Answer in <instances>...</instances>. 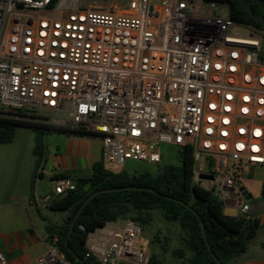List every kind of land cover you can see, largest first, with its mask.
Instances as JSON below:
<instances>
[{
	"label": "built area",
	"instance_id": "1",
	"mask_svg": "<svg viewBox=\"0 0 264 264\" xmlns=\"http://www.w3.org/2000/svg\"><path fill=\"white\" fill-rule=\"evenodd\" d=\"M112 3L0 0V115L97 135L110 165L161 164L160 144L190 146L193 180L240 209V181L264 169L259 32L215 2ZM51 183L57 197L74 188L67 176ZM140 232L131 219L107 222L87 233L86 256L145 264ZM38 263L69 264L53 245Z\"/></svg>",
	"mask_w": 264,
	"mask_h": 264
},
{
	"label": "trees",
	"instance_id": "2",
	"mask_svg": "<svg viewBox=\"0 0 264 264\" xmlns=\"http://www.w3.org/2000/svg\"><path fill=\"white\" fill-rule=\"evenodd\" d=\"M204 1L224 4L228 16L233 21L264 33V0H251L248 4H243L240 0ZM262 46L260 58H264V44ZM18 126L27 127L33 132L31 153L35 157V168L43 156L46 133L93 135L53 125L39 117L18 111L11 115H0V143L10 141ZM179 155V164H157L153 174L148 171L129 174L123 169L114 172L103 166L102 159L94 162L87 177L73 179L74 188L49 203L51 210L67 212L66 218L59 225L46 224V231L56 236L52 243L53 247L63 254L69 264H82L75 260L72 252L82 259L83 264H96L91 256H86L85 240L88 232L119 219H131L139 225L147 223L151 219L149 210L159 209L164 218L177 222L184 232L181 238L183 248L174 251L179 257L184 251L189 253L183 264H216L213 255L222 264H229L233 258L246 250L248 242L259 226L258 216L239 213L231 217L222 214V202L212 190L202 187L193 180L194 160L191 147H181ZM119 186L150 187L158 193L129 188L95 194L79 212L65 243L68 224L81 202L95 190ZM260 195H264V169ZM164 196L173 197L195 211L202 221L208 245L203 239L197 216L179 201ZM145 264L163 263L154 255H150L146 258Z\"/></svg>",
	"mask_w": 264,
	"mask_h": 264
},
{
	"label": "crops",
	"instance_id": "3",
	"mask_svg": "<svg viewBox=\"0 0 264 264\" xmlns=\"http://www.w3.org/2000/svg\"><path fill=\"white\" fill-rule=\"evenodd\" d=\"M12 142L19 154L27 150L31 153L33 132L18 126L12 139L0 144ZM101 150V138L97 135L48 132L36 168L34 156L0 158V251L7 264H39V257L48 253L56 239L55 234L46 231V224L59 225L67 216L66 211L49 208L51 200L57 198L51 178L87 177L92 164L102 159ZM257 216L259 226L255 235L246 250L229 264H264V212Z\"/></svg>",
	"mask_w": 264,
	"mask_h": 264
},
{
	"label": "rangeland",
	"instance_id": "4",
	"mask_svg": "<svg viewBox=\"0 0 264 264\" xmlns=\"http://www.w3.org/2000/svg\"><path fill=\"white\" fill-rule=\"evenodd\" d=\"M106 2V0H105ZM113 7L122 11L125 7V0H113ZM100 6L105 4L99 3ZM259 32L261 39V49L264 44V33ZM60 117H66L65 113H60ZM41 120H49L50 117L43 116ZM29 131V130H27ZM32 134V133H31ZM14 142L11 144H0V158L12 159L16 157H23L30 159L32 153L29 150L25 154H19L18 150L14 148ZM160 163L161 164H179L180 149L171 144H160ZM103 166L110 171H118L123 169L129 174L148 171L153 174L156 171L157 164H150L144 161L125 160L120 166L110 165L103 162ZM262 179V169H255L250 171V174L243 177L240 185L249 193L251 198H255L260 194V184ZM151 219L147 223H140L141 232L137 239L138 246L145 252L146 258L154 255L163 264H183L185 263L189 253L184 251L183 255L179 257L174 253L176 249H182V237L184 232L177 222L167 220L164 218L162 211L159 209L149 210ZM120 220V219H119ZM117 220V221H119Z\"/></svg>",
	"mask_w": 264,
	"mask_h": 264
},
{
	"label": "water",
	"instance_id": "5",
	"mask_svg": "<svg viewBox=\"0 0 264 264\" xmlns=\"http://www.w3.org/2000/svg\"><path fill=\"white\" fill-rule=\"evenodd\" d=\"M243 4H248L251 0H240ZM142 189V190H147V191H151L154 193H158L156 192L154 189L150 188V187H137V186H119V187H112V188H104V189H98L93 191L92 193H90L82 202L81 204L77 207L75 213L73 214L68 227H67V231H66V236H65V243H67V238L70 234L71 228L73 226V223L75 221V219L77 218L79 212L81 211V209L83 208V206L85 205V203L95 194L101 193V192H105V191H115V190H122V189ZM241 193L243 195V204L241 206L240 209H237L235 207L232 206H224L222 208V214L227 215V216H237L239 213H247V214H252V215H260L261 213L264 212V195L260 196L258 199H252L251 196L249 195V193L243 188L240 187ZM168 199H172L175 201H179L173 197L170 196H164ZM182 205H184L187 209L191 210L198 218L200 225H201V232H202V236L204 241L206 242V238H205V234H204V230H203V226H202V221L200 219V217L195 213V211L193 209H191V207L181 201H179ZM207 244V242H206ZM208 245V244H207ZM209 251L211 252V254L213 255L211 248L208 246ZM74 258L76 261L80 262L83 264V261L80 257H78L77 255H75L72 252ZM214 257V260L216 262V264H222L219 259L217 257Z\"/></svg>",
	"mask_w": 264,
	"mask_h": 264
}]
</instances>
